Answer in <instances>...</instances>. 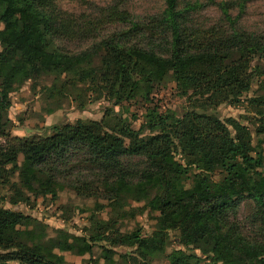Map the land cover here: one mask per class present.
<instances>
[{"label":"trees","instance_id":"1","mask_svg":"<svg viewBox=\"0 0 264 264\" xmlns=\"http://www.w3.org/2000/svg\"><path fill=\"white\" fill-rule=\"evenodd\" d=\"M246 1L215 3L225 28L189 24L185 14L192 7L178 9L177 0H163L160 13L145 21H134L117 4L98 7L92 15L74 16L56 9L54 0H0V187L9 186L8 202L27 201L25 192L54 196L55 175L72 173V169L80 173L79 167L63 166L75 152L87 163V177L74 176L71 187L76 194H100L116 211L123 206L124 196L146 200L151 210L160 211L162 223L148 236L132 231L109 238L104 232L113 225L94 220L93 233L87 238L55 240L45 238L42 226L29 215L0 204V251L6 252L0 253V264H11L10 260L62 264V257L53 251L57 246L64 243L72 253L82 255L89 253L91 242L102 239L110 243L128 239L134 246L131 254L125 253L128 264H152L163 248V230H176L179 243L205 250L201 257L193 249H171L165 254L167 264H264V239L242 234L232 219L238 204L249 199L255 205L254 221L264 235L263 156L244 140L248 131L243 125L232 118L222 122L208 111L219 103L240 102L253 78L250 61L264 60V33L234 27ZM232 9H236L234 16ZM122 23L129 26L101 35L107 25ZM144 31L149 34L145 44L128 43ZM58 39L92 42L82 51L67 52L54 44ZM253 71L264 92V70ZM40 74L53 75L46 87L49 97H69L81 108L85 92H91L110 105L100 120L53 124L42 136H11L8 92L15 83ZM163 81H171L191 103L174 122H167L168 113L156 119L148 113L145 134L113 111L112 106L134 98L147 100L153 87ZM250 101L263 107L264 93L261 100ZM107 113L113 115L116 127L104 128ZM261 113L254 129L258 143L264 140ZM131 157L140 158L142 165L129 166L126 162ZM14 169L17 181L9 179V170ZM216 171L224 174L228 187L211 178ZM3 198L0 195V203ZM29 224L37 231L4 235L10 227ZM227 238L237 248L229 249ZM102 249V257L108 258L112 250Z\"/></svg>","mask_w":264,"mask_h":264},{"label":"rangeland","instance_id":"2","mask_svg":"<svg viewBox=\"0 0 264 264\" xmlns=\"http://www.w3.org/2000/svg\"><path fill=\"white\" fill-rule=\"evenodd\" d=\"M221 0H177V8L180 9L184 5L192 7L185 14L189 24L203 27L211 24H219L226 28V23L221 18L216 2ZM108 4H117L119 8L127 11L134 21H145L152 16H156L163 8V0H54V6L60 12L78 15L85 13L92 15L98 7ZM236 9L230 11V15L234 16ZM129 26L128 23L109 24L101 31V35H108L111 32H121ZM234 27L253 31L256 33H264V0H248L245 2L243 12L234 23ZM148 31L142 32L137 37L129 38L128 43L137 42L145 44L148 38ZM159 41V39H157ZM92 42L91 39L85 40H54V44L61 50L67 52H79L85 49ZM257 67V68H255ZM249 69L253 73L249 89L241 96V101L237 104L219 103L214 109L208 111L217 119L224 122L226 118H232L239 124L243 125L248 133L243 136L244 140H249L254 147L263 156L264 166V140L261 143L255 141L256 135L254 129L259 124L260 115L264 117V106L259 108L253 106L251 99L255 101L261 100L263 90L259 88L256 81V70H264V60L253 58L250 61ZM52 73V72H51ZM263 76V75H262ZM53 79L52 74H40L33 78L23 79L15 83L8 92L7 99L9 106L6 109V116L9 119L7 132L9 135L18 137H29L34 135L48 134L49 127L59 123H73L78 119L100 120L103 117L105 108L110 104L101 96L97 97L94 93L85 92L83 97V107L71 101L69 97L61 96L60 98L49 97L46 93ZM192 104H196L195 101ZM191 103L185 96L177 93L174 84L171 81H163L155 85L147 100L134 98L129 101L122 102L120 105L112 106L115 113H120L125 117L134 130L141 127L143 133H148L145 128L146 115L152 114L156 119L159 114L168 113L167 122L172 123L180 117L189 107ZM50 110V111H49ZM105 126L116 127V120L112 114L105 115ZM230 135H233V129L225 124ZM3 139L0 137V143ZM72 152V151H71ZM71 162L63 165L67 169L69 167H79L80 173H76L72 169V173H58L56 177V185L52 187L54 196L51 193L28 195L27 201H18L15 204L8 202L11 190L8 185L0 187V195L4 198L1 200V206L14 211H20L35 219L42 227L45 238L61 239L65 237L71 241L72 236L88 237L93 233L94 220L97 222L105 220L113 225V228L104 232L109 238L120 233L137 232L140 236H148L155 230L157 224H162L161 214L159 210H151L148 207V201L137 200L132 196H124L122 198L123 206L119 211L109 204V201L102 198L100 194L97 196H84L76 194L71 185L74 183V176L87 177V163L79 159V154L72 152ZM22 162V155L17 156V164ZM129 166L139 168L142 160L138 157H131L126 162ZM9 167V166H8ZM71 169V168H70ZM17 170H9V179L17 181ZM65 175V176H64ZM105 177V174H103ZM211 178L222 182L225 187L229 186V182L225 179L224 174L216 171ZM190 182L185 181L186 185ZM77 183V182H75ZM101 187L98 188V193ZM255 205L249 199L242 200L232 219L237 224L242 234L262 240L264 235L258 227V223L254 221ZM37 226V225H36ZM39 228V227H38ZM30 230H36L31 224L17 225L10 227L4 231L6 237L18 234L19 232L28 235ZM39 230V229H38ZM163 248L153 260L152 264H167L165 254L171 249L178 248L182 250H192L189 245L179 243V233L176 230L162 231ZM128 239L121 242L110 243L108 240H97L91 242L89 253L77 255L72 253L62 243L53 249V251L62 257V264H128V255L132 253L134 246L128 244ZM227 247L229 249L237 248L233 239L227 238ZM102 248L111 249L112 253L108 258L102 257ZM197 255L204 257L205 250L193 249ZM5 251H0L4 253ZM6 253V252H5ZM11 264L17 263L15 260L9 261Z\"/></svg>","mask_w":264,"mask_h":264}]
</instances>
